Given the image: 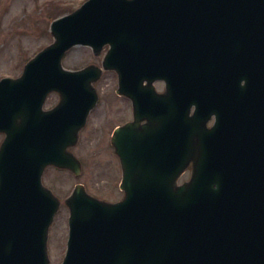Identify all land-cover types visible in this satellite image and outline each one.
<instances>
[{
	"label": "water",
	"instance_id": "1",
	"mask_svg": "<svg viewBox=\"0 0 264 264\" xmlns=\"http://www.w3.org/2000/svg\"><path fill=\"white\" fill-rule=\"evenodd\" d=\"M51 32L20 78L0 81V264H49L60 203L42 175L48 165L79 174L67 148L102 76L62 61L75 46L106 45L103 67L135 105V122L113 138L126 197L107 204L77 189L63 264H264V0H89ZM52 92L61 102L44 111ZM192 161L191 181L177 186Z\"/></svg>",
	"mask_w": 264,
	"mask_h": 264
},
{
	"label": "rangeland",
	"instance_id": "2",
	"mask_svg": "<svg viewBox=\"0 0 264 264\" xmlns=\"http://www.w3.org/2000/svg\"><path fill=\"white\" fill-rule=\"evenodd\" d=\"M86 0H0V80L6 77L18 78L27 62L50 46L53 36L50 31L52 11L69 13L79 8ZM59 5L55 8L51 4ZM66 10V11H61ZM59 15V14H58ZM105 50L95 54L89 47L78 46L71 49L63 65L69 70H79L87 66L102 67ZM102 98L100 106L91 115L87 127L81 133L80 142L73 152L84 162V174L80 178L72 173L49 168L44 183L61 198V208L49 235L50 264H61L69 237V209L65 200L78 182L87 186L88 192L107 201L123 199L119 189L122 168L111 138L115 127L132 118L129 102L116 94L118 78L115 72L103 71L102 78L95 83ZM59 102V95L52 94L46 109ZM4 137L0 135V145ZM192 166L179 179V184L191 177ZM54 187V188H53Z\"/></svg>",
	"mask_w": 264,
	"mask_h": 264
},
{
	"label": "flooded vegetation",
	"instance_id": "3",
	"mask_svg": "<svg viewBox=\"0 0 264 264\" xmlns=\"http://www.w3.org/2000/svg\"><path fill=\"white\" fill-rule=\"evenodd\" d=\"M234 76L236 77V72L234 73V74H232V75H230V76H228V77H231V79H232V81H233V78H234ZM227 77V78H228ZM233 77V78H232ZM226 78V79H227ZM214 79L216 80L217 79V81H218V79H221V75H220V73H219V71H217L215 74H214ZM153 88L155 89V92H156V94H160V95H162V96H167L168 94H169V89H168V87H167V84L165 83V82H163V81H160V80H156L154 83H153ZM214 91H215V87L214 88H212L211 90H207V95H208V97L209 98H216L215 97V95H214ZM121 97H123L127 102H129V107H130V111H131V113H132V110H133V105H132V102H131V100L129 99V98H127V97H124V96H121ZM158 109V106H157V103H156V105H155V107H154V110L156 111ZM133 120V117L132 118H130V119H128V120H124V121H122L120 124H118L116 127H118V126H121V125H123V124H125V123H127V122H129V121H132ZM215 121H216V117H215V115H211V118L209 119V121L207 122V126H209V127H212L214 124H215ZM158 125V122L156 121V122H153V126H157ZM115 127V128H116ZM115 130V129H114ZM74 149V148H73ZM80 161H81V164H84V162H83V160L82 159H80ZM50 168H53V167H50ZM55 169V168H54Z\"/></svg>",
	"mask_w": 264,
	"mask_h": 264
},
{
	"label": "trees",
	"instance_id": "4",
	"mask_svg": "<svg viewBox=\"0 0 264 264\" xmlns=\"http://www.w3.org/2000/svg\"><path fill=\"white\" fill-rule=\"evenodd\" d=\"M57 9H59V8H57ZM71 10H72V9H70L69 12H71ZM61 11H66V10H61ZM52 14H53V15L50 16V17H51L52 20H54L55 18H57L58 16H60V15H62V14H64V13L60 14L59 10L54 9V10L52 11ZM58 14H59V15H58Z\"/></svg>",
	"mask_w": 264,
	"mask_h": 264
}]
</instances>
